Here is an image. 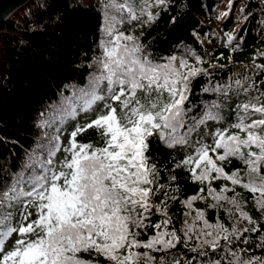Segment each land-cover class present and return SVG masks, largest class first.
Segmentation results:
<instances>
[{
  "label": "snow or ice",
  "instance_id": "snow-or-ice-1",
  "mask_svg": "<svg viewBox=\"0 0 264 264\" xmlns=\"http://www.w3.org/2000/svg\"><path fill=\"white\" fill-rule=\"evenodd\" d=\"M156 3L167 6L168 0ZM102 8L98 72L77 90L78 103L62 110L59 124L47 118L37 123L50 131L41 132L22 166L14 169L7 161L0 165V264H101L98 257L109 264H182L177 256L157 260L151 252L180 243L187 247L193 234L198 243L191 251L206 258L203 264H264V255H249L250 247H240L250 245L245 234L261 233L264 223L244 211L246 201L237 200L240 194L235 192L240 186L253 194L255 210L264 219V102L260 99L264 92L256 89L259 96H249L236 106L234 123L212 130L210 121L225 120L222 101L206 103L194 116H189L192 109L187 106L192 79L205 70L186 60L177 68L174 56L160 63L137 37L121 30L125 23L140 19L132 0H104ZM140 11L147 22L158 18L143 8ZM256 67L264 69V65ZM235 86L239 95L240 80ZM253 87L250 83L244 93ZM231 88L217 85L203 91L226 97ZM80 112L89 115L68 131L64 123L76 120ZM254 114L260 118L251 119ZM90 129L97 132L99 144L78 140ZM154 136L167 148L191 149L174 169L183 168L193 182L207 184L208 196L216 202L212 206L225 209L231 229L223 223L209 224L202 210H195L191 224L185 221L183 240L175 228L168 229V202L177 198L170 197L169 190H179V185L172 188L178 177L170 175L168 183H160L161 169L148 155ZM233 158L247 166V182L239 170L225 171L224 162ZM220 179L232 187H212ZM204 191L201 187L182 203L192 210L194 201L205 198ZM154 212L165 218L152 223ZM197 221H203L204 227L198 229ZM147 228L154 229V235L146 241L138 239L139 230ZM256 247L264 249V233ZM209 249L213 254L219 250V255H209Z\"/></svg>",
  "mask_w": 264,
  "mask_h": 264
},
{
  "label": "trees",
  "instance_id": "trees-1",
  "mask_svg": "<svg viewBox=\"0 0 264 264\" xmlns=\"http://www.w3.org/2000/svg\"><path fill=\"white\" fill-rule=\"evenodd\" d=\"M103 3L104 0H31L9 16L0 28V165L7 161L14 169L22 166L26 153L40 141L41 132L50 131L38 128L37 123L47 118L59 124L62 110L78 103L77 90L85 87L91 75L98 72L95 60L101 55ZM132 3L140 19L125 23L121 30L137 37L145 50L160 63L179 55L176 67L181 60H186L190 66L205 70L192 79L187 105L192 109L189 116L199 115L206 103L222 101L224 122L210 121L209 125L212 130L227 127L236 120L238 104L249 96H259L264 92V69L256 67L264 65V0H168L167 6L158 5L156 0H132ZM141 8L153 16L158 14V18L147 22V15L141 13ZM229 35L233 37L231 41ZM197 57H200V63H197ZM236 80H240L243 86L239 95L236 94ZM250 83L254 87L245 94L243 88ZM217 85L222 89L229 85L232 88L226 97L222 93L203 91L204 87ZM260 99L264 102V96ZM86 115L89 114L80 112L76 120H67L63 126L71 131L72 126ZM258 118L259 114L251 117ZM78 140L100 143L94 129ZM190 151V148L179 145L170 149L158 137L150 138L148 155L161 169L160 183H168L170 175L178 177L172 188L179 185V190H169V196L177 198L169 200L167 215L171 219L168 229L175 228L182 240L181 229L186 220L189 224L193 222L195 210H202L209 224L223 223L229 229L232 227V220L225 209L212 206L216 202L208 196L207 184L193 182L183 168L174 169V164ZM223 166L229 174L239 170L243 182H247L248 169L242 161L233 158L231 163L224 162ZM226 184L232 187L223 179L213 181L212 187L219 190ZM201 187L205 189L202 193L205 198L194 201L192 210H189L182 201L196 195ZM235 192L240 194L237 200L246 201L243 203L244 211L264 223L255 210L253 194L240 186H235ZM227 195L234 193L228 192ZM189 212L190 215H185ZM164 218L154 212L151 222ZM196 227L203 228V221H197ZM139 231L138 239L143 241L155 233L152 228ZM261 233H264V228ZM261 233H246L251 244H241L240 247H250L249 255H264V249L256 247ZM197 243L193 234V238L187 241V247L180 243L167 251L151 252V255L157 260L164 256H177L182 264L184 260L203 264L206 258L191 251ZM208 251L209 255H219V250L216 254L210 249ZM98 259L101 264H109L103 257Z\"/></svg>",
  "mask_w": 264,
  "mask_h": 264
},
{
  "label": "water",
  "instance_id": "water-1",
  "mask_svg": "<svg viewBox=\"0 0 264 264\" xmlns=\"http://www.w3.org/2000/svg\"><path fill=\"white\" fill-rule=\"evenodd\" d=\"M31 0H0V28L5 21L19 8L27 5Z\"/></svg>",
  "mask_w": 264,
  "mask_h": 264
},
{
  "label": "rangeland",
  "instance_id": "rangeland-1",
  "mask_svg": "<svg viewBox=\"0 0 264 264\" xmlns=\"http://www.w3.org/2000/svg\"><path fill=\"white\" fill-rule=\"evenodd\" d=\"M175 58H176V60H175V65L177 66V65H178V63H177V62H178V60H179V55H178V56H176ZM206 64H207V63H206ZM206 64H205V65H206ZM177 68H179V67H177ZM185 71H186V69H185Z\"/></svg>",
  "mask_w": 264,
  "mask_h": 264
}]
</instances>
